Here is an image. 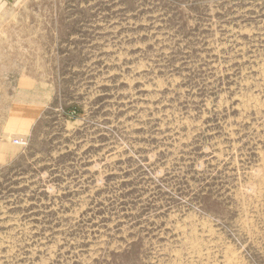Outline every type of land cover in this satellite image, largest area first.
I'll list each match as a JSON object with an SVG mask.
<instances>
[{"label": "rangeland", "instance_id": "obj_1", "mask_svg": "<svg viewBox=\"0 0 264 264\" xmlns=\"http://www.w3.org/2000/svg\"><path fill=\"white\" fill-rule=\"evenodd\" d=\"M0 264H264V0H0Z\"/></svg>", "mask_w": 264, "mask_h": 264}, {"label": "crops", "instance_id": "obj_2", "mask_svg": "<svg viewBox=\"0 0 264 264\" xmlns=\"http://www.w3.org/2000/svg\"><path fill=\"white\" fill-rule=\"evenodd\" d=\"M19 106H25L27 111L25 120L22 122L34 123L41 117L44 108L47 106V103L44 102V100H36L33 103H18V107Z\"/></svg>", "mask_w": 264, "mask_h": 264}, {"label": "built area", "instance_id": "obj_3", "mask_svg": "<svg viewBox=\"0 0 264 264\" xmlns=\"http://www.w3.org/2000/svg\"><path fill=\"white\" fill-rule=\"evenodd\" d=\"M16 144L17 145H23V141H17Z\"/></svg>", "mask_w": 264, "mask_h": 264}]
</instances>
